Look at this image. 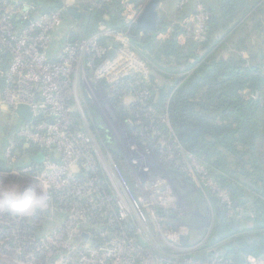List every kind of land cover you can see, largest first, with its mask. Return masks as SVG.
<instances>
[{
    "label": "rangeland",
    "instance_id": "rangeland-1",
    "mask_svg": "<svg viewBox=\"0 0 264 264\" xmlns=\"http://www.w3.org/2000/svg\"><path fill=\"white\" fill-rule=\"evenodd\" d=\"M58 1L64 24L50 34L45 55L52 61L63 54L68 30L85 41L95 38L111 61L103 79L89 71L88 82L78 81L76 105L60 107L69 122L59 123L57 108L40 99L30 103L36 123L18 125L15 109L0 95V158L10 151L15 160L14 171H4L0 161L2 180L24 184L17 172L43 153L59 166L58 181H68L83 200L85 212L69 215L60 201L52 205L38 193L31 198L27 217L36 234H58L57 262L264 264V184L256 155L243 148L234 155L222 146L190 151L177 140L169 113L171 96L203 64H237L262 82L257 96L238 94L259 104L264 133V0H158L159 24L148 34L135 22L151 0H0V12L27 39L25 20L51 17ZM70 10L80 14L68 18L77 26L67 20ZM9 63L0 57L4 79ZM207 94L204 86L194 100L212 119ZM262 140L256 159L264 177ZM3 195L9 202L22 192ZM0 264H20L17 252H0Z\"/></svg>",
    "mask_w": 264,
    "mask_h": 264
},
{
    "label": "built area",
    "instance_id": "built-area-1",
    "mask_svg": "<svg viewBox=\"0 0 264 264\" xmlns=\"http://www.w3.org/2000/svg\"><path fill=\"white\" fill-rule=\"evenodd\" d=\"M58 12L55 11L51 17L36 23L25 20L24 34H30L27 39L22 38L23 32L17 33L9 25V18L0 12V57L8 55L10 62L1 96L5 104L15 110L22 104L30 107L34 122L26 123L27 125L36 123L37 112L30 103L34 104V101L40 99L57 108L54 110V117L59 123L69 122L60 107L76 105L74 89L78 81L88 82L89 71H92V77L102 80L105 69L111 62L103 59L106 56L105 50L95 44V38H92L93 43L90 39L70 42L58 59L48 60L45 53L47 50L49 52L52 45L50 34L64 24V20L57 17ZM70 121L73 122L72 119ZM39 155H43L46 164L42 165V160L38 165L31 164L17 172L26 181L24 184H10L2 180L3 175L0 177V192H22V195L13 201L8 202L7 196L4 195L0 198V252H17L20 264H59L56 260L60 247L58 234L54 232L45 238L37 235L36 223L32 222V217H27L31 209V198L38 196V193L39 198H44L52 205L60 201L64 206V213L69 215L80 210L85 212V207L79 205L83 202L80 192L74 191L75 188L69 186L68 181H58L59 166L53 163L47 154L35 153L33 158ZM5 160L7 166L13 168L15 160L11 158L10 151ZM72 194L77 195L76 202L72 199ZM4 259L10 261L7 256Z\"/></svg>",
    "mask_w": 264,
    "mask_h": 264
},
{
    "label": "trees",
    "instance_id": "trees-1",
    "mask_svg": "<svg viewBox=\"0 0 264 264\" xmlns=\"http://www.w3.org/2000/svg\"><path fill=\"white\" fill-rule=\"evenodd\" d=\"M60 6L61 1H58L52 11H56ZM70 16L67 12L69 24L77 26V21L68 19ZM67 32L69 43L84 40L81 39L78 31L68 30ZM143 32L151 33L149 31ZM153 40L154 38L150 39L148 44H140V46H149L153 43ZM175 44L174 42L171 43L167 51L168 54L172 55L175 51ZM2 60L9 62L8 57L4 58L2 56ZM194 61L190 58V62ZM252 76H254V70L242 68L237 64L229 65L222 62L203 64L194 75L176 89L169 100L171 126L177 140L188 150L197 151L198 153L205 149L209 150L212 146L215 148L222 146L234 155H238V151L243 148L245 152L250 151L254 156H257L258 144L263 141L264 137L261 128L262 123L258 117L260 106L256 101L244 100L238 94L239 91L245 90L258 95V89L261 87L262 82L257 78L253 79ZM204 86H207L209 109L215 114V118L212 119H209L205 114L208 108H205V106L199 107V104L194 100ZM199 111H202V113L200 114ZM220 112L223 116V120H221L223 124H216L215 121L219 118ZM18 122V125L26 124L20 118ZM206 136L210 137L211 143L206 142ZM256 156L254 160L258 173L257 177L264 184L261 160L259 157L256 159ZM31 159L29 165L39 164L32 156ZM0 161L4 171L12 170V167L7 166L5 158L1 157ZM17 169H20V167ZM262 193H264V186Z\"/></svg>",
    "mask_w": 264,
    "mask_h": 264
},
{
    "label": "water",
    "instance_id": "water-1",
    "mask_svg": "<svg viewBox=\"0 0 264 264\" xmlns=\"http://www.w3.org/2000/svg\"><path fill=\"white\" fill-rule=\"evenodd\" d=\"M158 0H151L141 11L140 15L138 16L135 26L136 29L139 31H149L154 32L157 30L159 24V13H158ZM69 14L78 19L80 14L74 10H70ZM16 115L18 118L25 121L27 124L33 123V113L29 106L27 105H19L15 110ZM150 159V158H149ZM149 159H140V160H149ZM35 161L41 162L43 160V155H39L38 157L34 158Z\"/></svg>",
    "mask_w": 264,
    "mask_h": 264
},
{
    "label": "crops",
    "instance_id": "crops-1",
    "mask_svg": "<svg viewBox=\"0 0 264 264\" xmlns=\"http://www.w3.org/2000/svg\"><path fill=\"white\" fill-rule=\"evenodd\" d=\"M3 84H4V77H3V74L0 75V95H1V90H2V87H3ZM33 158V157H32ZM31 159V158H30ZM32 160V159H31Z\"/></svg>",
    "mask_w": 264,
    "mask_h": 264
},
{
    "label": "bare ground",
    "instance_id": "bare-ground-1",
    "mask_svg": "<svg viewBox=\"0 0 264 264\" xmlns=\"http://www.w3.org/2000/svg\"><path fill=\"white\" fill-rule=\"evenodd\" d=\"M133 151H137V150H135V149H133ZM7 259H5V261H6ZM8 261V260H7ZM8 263H9V261H8Z\"/></svg>",
    "mask_w": 264,
    "mask_h": 264
}]
</instances>
